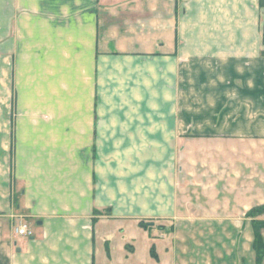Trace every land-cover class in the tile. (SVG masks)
I'll use <instances>...</instances> for the list:
<instances>
[{
	"label": "crops",
	"instance_id": "crops-1",
	"mask_svg": "<svg viewBox=\"0 0 264 264\" xmlns=\"http://www.w3.org/2000/svg\"><path fill=\"white\" fill-rule=\"evenodd\" d=\"M263 30L264 0H0V264H256Z\"/></svg>",
	"mask_w": 264,
	"mask_h": 264
},
{
	"label": "trees",
	"instance_id": "trees-1",
	"mask_svg": "<svg viewBox=\"0 0 264 264\" xmlns=\"http://www.w3.org/2000/svg\"><path fill=\"white\" fill-rule=\"evenodd\" d=\"M263 5L262 2H260ZM263 42H264V34H263ZM248 216L254 217L253 228H254V241L253 248L256 255V264H261V261L264 256V241L261 236V229L264 227V221L255 220L256 217L264 215V205L256 206L252 208L248 213ZM143 226H147L145 223H141ZM153 252V251H152ZM151 252V253H152Z\"/></svg>",
	"mask_w": 264,
	"mask_h": 264
},
{
	"label": "rangeland",
	"instance_id": "rangeland-1",
	"mask_svg": "<svg viewBox=\"0 0 264 264\" xmlns=\"http://www.w3.org/2000/svg\"><path fill=\"white\" fill-rule=\"evenodd\" d=\"M263 34H264V30H263ZM194 101H196V99L194 100ZM201 106V105H200ZM196 107L195 106V109L196 110H200L201 109V107ZM181 109H186V107H183V108H181ZM192 137V136H191ZM186 138V137H185ZM183 143H186V141L184 140V138H180L179 139V144H180V146H181V144H183ZM246 143H248V142H246ZM185 145V144H184ZM240 148H241V146H240ZM242 157H244V159L245 158H247L248 160H250L252 157L254 158V155H252V156H246V155H242ZM183 162V160L182 159H179V163L181 164ZM244 171V170H243ZM248 173V172H247ZM179 179H180V182H181V184H185V182H186V172L185 171H183L182 173H180L179 174ZM184 189H185V185H183V186H181L180 187V193H179V195L180 196H182V195H186L185 193H186V191H184ZM250 211V210H249ZM153 251V246H151L150 247V251H149V253H151ZM150 255H153V252L150 254ZM149 255H148V260H149ZM150 261L151 262H153L154 260H152V259H150ZM148 264H150V263H148ZM152 264V263H151Z\"/></svg>",
	"mask_w": 264,
	"mask_h": 264
},
{
	"label": "built area",
	"instance_id": "built-area-1",
	"mask_svg": "<svg viewBox=\"0 0 264 264\" xmlns=\"http://www.w3.org/2000/svg\"><path fill=\"white\" fill-rule=\"evenodd\" d=\"M15 231L18 235L25 236V235H30V228L26 223H20L18 227L15 228Z\"/></svg>",
	"mask_w": 264,
	"mask_h": 264
}]
</instances>
